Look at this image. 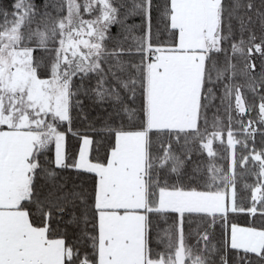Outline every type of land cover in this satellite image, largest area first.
I'll list each match as a JSON object with an SVG mask.
<instances>
[{
  "label": "snow or ice",
  "instance_id": "obj_1",
  "mask_svg": "<svg viewBox=\"0 0 264 264\" xmlns=\"http://www.w3.org/2000/svg\"><path fill=\"white\" fill-rule=\"evenodd\" d=\"M0 264H264V0L0 7Z\"/></svg>",
  "mask_w": 264,
  "mask_h": 264
},
{
  "label": "trees",
  "instance_id": "obj_2",
  "mask_svg": "<svg viewBox=\"0 0 264 264\" xmlns=\"http://www.w3.org/2000/svg\"><path fill=\"white\" fill-rule=\"evenodd\" d=\"M34 2L40 6L42 8L43 6V3H44V0H34ZM258 2V0H257ZM14 3V0H0V7H3L4 9L8 10V11H12V4ZM131 22V21H130ZM138 22V20L136 21ZM117 31L116 28H113V34H115ZM39 54V53H37ZM249 101L251 102V99H252V94L251 93H246ZM217 104H219V101H216ZM214 111V109H210L209 110V116L211 118L212 116V112ZM84 112L88 115V120H84L82 117L80 116H77L75 121H74V128H79L80 130H83L89 121H91L94 117H96L97 113L99 112V109L98 108H92L90 106V102L88 101H85V108H84ZM221 115H223V113H221ZM254 115V113H253ZM224 139L226 140V135L224 137ZM259 143V141H258ZM68 145H69V148H75L76 145H77V141L75 139V137H72L71 135H69V138H68ZM214 147H217L219 148V142H217ZM196 159L198 160H202L204 163H207V157L206 155L203 156V157H197ZM219 162V161H218ZM163 226V225H162ZM195 224L191 225V227L195 228ZM187 225H186V229H187ZM219 236V228H217V237Z\"/></svg>",
  "mask_w": 264,
  "mask_h": 264
},
{
  "label": "rangeland",
  "instance_id": "obj_3",
  "mask_svg": "<svg viewBox=\"0 0 264 264\" xmlns=\"http://www.w3.org/2000/svg\"><path fill=\"white\" fill-rule=\"evenodd\" d=\"M85 18H87V16Z\"/></svg>",
  "mask_w": 264,
  "mask_h": 264
}]
</instances>
